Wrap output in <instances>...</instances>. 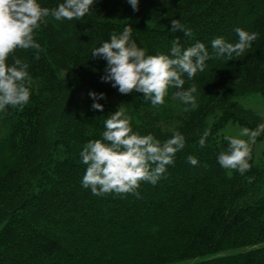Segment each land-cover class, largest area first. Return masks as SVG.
<instances>
[{
  "label": "trees",
  "instance_id": "obj_1",
  "mask_svg": "<svg viewBox=\"0 0 264 264\" xmlns=\"http://www.w3.org/2000/svg\"><path fill=\"white\" fill-rule=\"evenodd\" d=\"M63 2L38 0L49 9ZM138 7L96 0L82 19L46 17L34 33L39 53L17 49L9 57V66L14 59L29 65L31 81L23 109L0 112V264H264V165L251 158L241 175L217 162L228 147L226 123L264 125V116L238 102L264 96V0H139ZM172 19L193 35L171 32ZM128 25L146 55H170L174 39L182 49L205 45L204 71L182 76L184 90L197 86L195 111H184L174 88L154 107L142 93L123 95L101 82L106 61L91 53ZM238 27L258 39L231 61L216 57L211 42L235 44ZM89 92L105 95L95 101L103 111L91 108ZM120 106L133 132L161 143L173 130L185 137L174 165L155 185L141 182L139 198L96 196L82 187L87 165L80 153L103 139L105 119Z\"/></svg>",
  "mask_w": 264,
  "mask_h": 264
},
{
  "label": "clouds",
  "instance_id": "obj_2",
  "mask_svg": "<svg viewBox=\"0 0 264 264\" xmlns=\"http://www.w3.org/2000/svg\"><path fill=\"white\" fill-rule=\"evenodd\" d=\"M95 3L96 0H64L55 9H49L41 7L38 0H0V112H5L9 106L22 110L30 99L27 86L31 81L27 71L29 65L14 59L9 66V57L17 49H33L39 53L41 45L35 41L34 33L46 23V17L51 16L56 21L79 20L93 10ZM127 3L133 12L139 11V0H127ZM170 24L173 33L179 31L187 37L193 35L191 29L177 19H172ZM234 31L238 36L235 44L226 42L223 37L211 42L216 57H226L231 61L234 55L242 56L259 35L239 27ZM132 32L131 25L125 26L121 34L112 33L109 41L92 51L93 59L106 61L101 82L111 83L123 95L142 93L144 101H150L154 107L163 105L168 89L174 88L177 91L173 93V98L187 106L184 111H195L198 108L194 95L198 91L197 86L192 84L184 90L182 76L186 74L191 80L198 71H204L205 62L210 59L205 45L198 41L182 49L179 39H174L170 55H146L145 50L131 40ZM39 58L37 54L35 59ZM88 95L94 101L91 108L103 111V106L95 101L105 99V95L95 92ZM130 120L120 106L105 119L103 139L89 141L80 153L82 163L87 165L82 187L90 189L93 195L133 194L139 198L137 189L141 182L155 185L167 171L166 166L174 165L175 155L185 147V137L179 131L173 130L171 138L161 143L151 134L142 136L133 132ZM259 129H264V125H259L257 130L243 128L239 137H248L247 140L225 137L228 147L218 155V164L241 175L250 171L251 144L260 134ZM209 135L210 131L205 130L199 139L201 148ZM187 162L191 166L198 164V160L191 155L187 157ZM252 179L249 177L248 181Z\"/></svg>",
  "mask_w": 264,
  "mask_h": 264
},
{
  "label": "rangeland",
  "instance_id": "obj_3",
  "mask_svg": "<svg viewBox=\"0 0 264 264\" xmlns=\"http://www.w3.org/2000/svg\"><path fill=\"white\" fill-rule=\"evenodd\" d=\"M238 102L248 110L253 111L256 115L264 116V96L261 94H252L238 99ZM243 128H247L238 123L228 122L221 129V133L225 136H232L247 140L248 137H239V133ZM250 129V128H248ZM257 130V129H250ZM256 137L255 143L251 144V158L254 163L264 165V135Z\"/></svg>",
  "mask_w": 264,
  "mask_h": 264
}]
</instances>
